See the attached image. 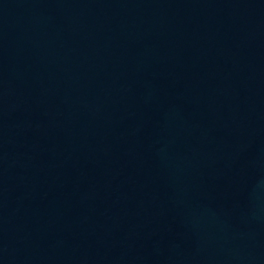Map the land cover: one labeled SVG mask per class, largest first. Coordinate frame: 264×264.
<instances>
[{"label":"water","instance_id":"water-1","mask_svg":"<svg viewBox=\"0 0 264 264\" xmlns=\"http://www.w3.org/2000/svg\"><path fill=\"white\" fill-rule=\"evenodd\" d=\"M0 264H264V0H0Z\"/></svg>","mask_w":264,"mask_h":264}]
</instances>
